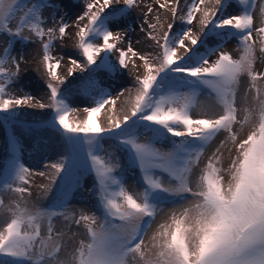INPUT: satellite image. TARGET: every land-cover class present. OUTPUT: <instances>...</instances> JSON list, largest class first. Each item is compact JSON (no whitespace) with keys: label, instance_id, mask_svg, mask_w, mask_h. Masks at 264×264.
I'll return each instance as SVG.
<instances>
[{"label":"snow or ice","instance_id":"snow-or-ice-1","mask_svg":"<svg viewBox=\"0 0 264 264\" xmlns=\"http://www.w3.org/2000/svg\"><path fill=\"white\" fill-rule=\"evenodd\" d=\"M156 3L170 13L171 22L165 27L159 15L155 23L143 21L155 47L142 53L130 40L120 46L129 35L128 27L120 31L110 27L139 7L137 0H86L73 34L82 59L70 56V67L62 75L63 57L53 55V49L68 37L70 25L63 16L57 19L58 10L43 15L45 8L56 7L54 0H0V35L8 37L0 48V121L15 126L18 109L32 106V95L11 91L26 63L23 52L13 53L18 41L39 42L48 103L37 106L52 110L51 119L42 125L57 131L66 147L56 162L45 165L49 173H34L21 161L15 133L9 138L0 190L17 198L6 204L0 195V264H264V88L258 84L264 81V70L256 68L258 61L264 64V0L259 4V27L254 24L257 0H238L242 8L237 14H223L227 0H190L183 7L181 0ZM152 12L149 6L145 15ZM194 21L199 25L196 31L191 27ZM209 35L217 44L201 50ZM231 39L238 41V58L220 50ZM130 62L138 74L120 116L117 99L124 92L113 98L95 74L126 70ZM77 70L88 73L79 91L90 96L93 105L83 108V119H70L77 109L68 103L62 86ZM243 76L248 83L238 105ZM201 86L214 94L218 112L215 105L199 104ZM106 106L111 111L102 123ZM198 107L201 114L194 118ZM245 126L249 130L241 137ZM222 133L224 139L199 167L207 148ZM167 136L180 139L162 150L156 145ZM105 138L115 141L128 164L139 170L142 191L128 190L121 159L104 148ZM85 174L93 177L91 191L100 216L69 210V196L82 186ZM33 175L47 178L48 183L40 185L45 195L57 189L49 207H30L25 199L32 195ZM177 202L181 210L173 208L146 242L164 206ZM61 217L64 229L54 223ZM77 235L82 238L62 257L65 237Z\"/></svg>","mask_w":264,"mask_h":264},{"label":"rangeland","instance_id":"rangeland-1","mask_svg":"<svg viewBox=\"0 0 264 264\" xmlns=\"http://www.w3.org/2000/svg\"><path fill=\"white\" fill-rule=\"evenodd\" d=\"M162 3V0H160ZM190 2V0H181V6L183 7L185 4ZM261 0H257V8L254 12V24L256 27L260 26L261 17L259 15V4ZM55 8H45L43 10V15L45 17H49L52 14H56L57 10L60 16H63L65 21L70 25L68 29V37L64 41H57L56 47L53 49V55L56 57H63L61 63V74L64 75L68 67H70L69 57L76 58L81 60L82 58L79 56L78 51L74 47V38L73 34L76 32V28L74 22L76 18L81 15L84 11V5L86 0H54ZM139 7L131 10L130 14H126L119 20H114L110 27L114 31L123 30L125 27H128L129 35L126 37V40L121 42L120 46L125 47L126 42L130 40L132 42V46L138 51L142 53H148L152 51L155 47L154 42L147 38V31H151L147 28V24H144L143 21L145 19L148 20L149 23L156 22V16H160V23L164 24L165 27L167 23L171 22L170 13H168L164 9H160L156 0H137ZM116 7H120L121 5H115ZM151 6L153 8V12L145 15L147 12V8ZM208 6H212L209 4ZM242 6L238 4V0H227L226 11L223 14H237L239 10H241ZM109 11V10H106ZM199 15V14H198ZM180 21L177 20L176 24L179 25ZM117 24L119 27H117ZM51 26V25H49ZM145 29V31H141V27ZM193 30L196 31L199 28V25L196 21L193 22ZM178 29H174L176 31ZM161 30L158 29L155 34L159 35ZM254 39H257L256 33H253ZM8 37L5 35H0V48L5 46ZM217 44V39L214 35H209L207 37L206 43L201 44L199 47L201 50L208 47H214ZM257 47L259 45L257 44ZM222 51L229 52L234 58H238V41L236 39H231L227 43L223 45L220 49ZM23 52L25 54L26 63L22 65L24 71L21 73V76L17 83L11 88V91L19 94H30L35 99L32 101V105L36 102V113H32L33 109L30 106H23L18 109V123L15 126L6 125L2 121H0V173L3 172L4 168L7 165L9 159V138L15 133L17 139L19 140L21 152L20 158L21 161L33 172L44 171L49 173L51 170L46 168L45 165L56 162L60 156L65 153L66 147L62 136L55 130L44 127L42 122L51 119L52 110L50 108L40 109L37 104L38 102L48 103V90L46 88V76L43 71V66L40 63V58L42 55V50L39 42L25 44L23 42H16L15 44V52ZM216 54H213L209 57L210 61L216 59ZM103 55V53L101 54ZM116 53L111 54V59L114 61L116 59ZM136 65H142V61L135 59ZM95 68V65L92 66ZM257 70H264V64L260 61L257 62L256 65ZM138 74L137 69L130 66L126 70H120L117 72H106V71H97L96 79L102 83V86L105 87L111 94L113 98L117 97L121 91L128 92V89H134L135 86V76ZM88 73H82L79 70L76 71L74 77H69V82L62 86L65 94L67 95L68 103L74 108L78 109L72 116L83 119L86 115L83 112V108L89 107L93 105V100L90 96L84 94L79 91L80 85L83 79H86ZM247 77H241V87L240 92L238 93V105L241 103L240 96L243 94L245 88L247 87ZM261 88H264V81L258 82ZM186 91V89H185ZM127 94V93H126ZM129 94V92H128ZM120 99V98H119ZM119 99H117V104L119 103ZM198 102L201 105H215L214 111L218 112L219 106L216 105L214 94L211 93V90L201 86L200 94L198 96ZM108 115L110 114V107L106 106V110ZM104 113V112H103ZM193 116L198 117L201 114V110L198 107L193 111ZM213 112L210 111L209 115H212ZM106 115L100 121L104 123L107 122ZM102 116V113L100 117ZM102 118V117H101ZM70 119L71 116H70ZM40 125V126H38ZM236 129H239V126H236ZM249 130V126H245L244 130L240 132V136L243 137L246 132ZM226 133L218 134V136L214 139V141L210 144V146L205 151L204 157L201 159V163L199 167H203L206 159L211 153L215 150V148L219 145L220 140L224 139ZM142 139H147V137H142ZM179 140L180 138H174L171 136L162 137L157 143V147L162 150H167L171 147L172 140ZM104 148L106 150L112 151L117 154L121 162L123 164V172L122 177L128 187V190L135 193L142 191V184L140 183V172L138 169L132 168L128 162L126 153L121 150L116 149L115 141L105 138L103 141ZM230 146V145H229ZM229 163V154L225 150L224 152V160L223 165L227 167ZM166 175V174H165ZM33 178H36L34 180ZM31 191L32 195L30 197L26 196L29 206L35 207H49L56 198L57 189L54 188L53 192L48 195L44 194L43 189L40 187L42 184H47L48 180L46 177H40L33 175L31 177ZM94 184L93 177L85 174L81 180V187L78 189H74L71 195L69 196V210L76 211L79 213L80 211H84L87 213H95L97 216H100V212L96 208V197L91 191ZM0 195H2L6 204L10 201L16 199V194L11 191H3L0 190ZM175 208L177 212H179L182 208V204L177 202L175 205L167 204L164 206V211L157 216L156 221L153 223L152 227L148 230V233L145 237L146 242L151 237L152 233L156 230L159 223L163 222L170 214V212ZM54 223L58 229H64L65 221L63 218L54 219ZM72 231H76L75 226H73ZM70 235V234H69ZM82 237L77 235L75 238L69 240L68 237H65V243L67 245L66 249L62 251L61 256L67 255L77 244L79 239Z\"/></svg>","mask_w":264,"mask_h":264},{"label":"bare ground","instance_id":"bare-ground-1","mask_svg":"<svg viewBox=\"0 0 264 264\" xmlns=\"http://www.w3.org/2000/svg\"><path fill=\"white\" fill-rule=\"evenodd\" d=\"M162 3H163V0H162ZM127 93V94H126ZM131 95H134V91L131 93ZM130 98V93L128 94V92H125L124 91V95L122 97H120L119 99V103L117 104L116 106V114L117 115H120L122 116L124 114V111L127 109L128 105L125 103L126 100H128ZM34 106H36V102L34 103ZM33 105L30 106L31 109H33L32 113H36V111H39V110H36V108L34 107ZM78 110V109H77ZM72 115L75 116V114L73 113ZM71 115V118L74 119L76 117L72 116ZM106 115H108V112L107 111H104V113L102 112V118L100 117V120L103 119ZM102 123H104L103 121H101ZM1 140V139H0ZM34 180H36V178H33ZM32 179V180H33Z\"/></svg>","mask_w":264,"mask_h":264}]
</instances>
